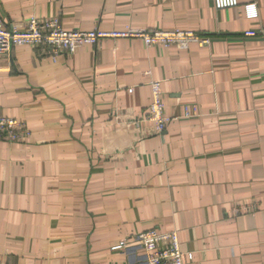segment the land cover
Masks as SVG:
<instances>
[{"label":"crops","instance_id":"1","mask_svg":"<svg viewBox=\"0 0 264 264\" xmlns=\"http://www.w3.org/2000/svg\"><path fill=\"white\" fill-rule=\"evenodd\" d=\"M237 3L0 0L7 29L55 19L210 41L0 57V117L24 131L0 135V264H147L134 237L149 230L176 231L186 264H264V41L244 36L264 28V0ZM150 81L174 119L161 133L144 120Z\"/></svg>","mask_w":264,"mask_h":264},{"label":"built area","instance_id":"2","mask_svg":"<svg viewBox=\"0 0 264 264\" xmlns=\"http://www.w3.org/2000/svg\"><path fill=\"white\" fill-rule=\"evenodd\" d=\"M237 4V0H213L216 10L232 9L237 7ZM253 16L255 13L249 14V17ZM258 35L264 41V28L259 32L244 33L247 38ZM117 39L140 40L147 48L174 46L178 49H187L191 44L204 47L210 43L209 39L200 37L192 31L148 32L132 27H127L123 31L65 30L55 19L39 21L32 18L23 30L7 29L0 23V57L17 47H32L48 51L55 62L57 57L72 55L81 47L96 46L102 41ZM149 87L150 105L144 120L150 123L157 133H161L174 119L165 114L160 83L150 81ZM128 93H132V89H129ZM185 117H189L188 112L185 113ZM22 133H24L22 126L15 119L0 117V135L14 142L22 138ZM134 240L144 252L147 264H186L192 260L190 253L181 250L176 231L159 233L156 230H149L136 235ZM123 245L124 242H120L114 249Z\"/></svg>","mask_w":264,"mask_h":264}]
</instances>
